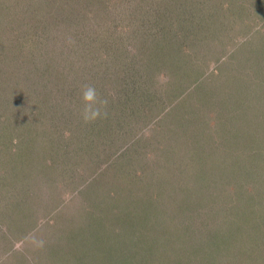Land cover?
Wrapping results in <instances>:
<instances>
[{"label":"rangeland","instance_id":"rangeland-1","mask_svg":"<svg viewBox=\"0 0 264 264\" xmlns=\"http://www.w3.org/2000/svg\"><path fill=\"white\" fill-rule=\"evenodd\" d=\"M0 264H264V0H0Z\"/></svg>","mask_w":264,"mask_h":264},{"label":"clouds","instance_id":"clouds-1","mask_svg":"<svg viewBox=\"0 0 264 264\" xmlns=\"http://www.w3.org/2000/svg\"><path fill=\"white\" fill-rule=\"evenodd\" d=\"M82 112L84 123H94L101 116H106L108 100L101 97L94 86L88 85L81 92Z\"/></svg>","mask_w":264,"mask_h":264},{"label":"trees","instance_id":"trees-1","mask_svg":"<svg viewBox=\"0 0 264 264\" xmlns=\"http://www.w3.org/2000/svg\"><path fill=\"white\" fill-rule=\"evenodd\" d=\"M221 120V119H220ZM220 120H218L215 124H213L212 122H211V120H209L208 122L213 126V128L215 129L214 130V132H215V134L217 135V137H223V138H225V136H227V135H225L226 133H227V131H226V129L224 128V126L223 125H227L228 123H226V124H223L222 122L221 123H219V121ZM216 125H218V128H220L221 129V127H222V130H219V129H217V127H216ZM215 126V127H214ZM225 135V136H224ZM246 137V136H245ZM244 137V138H245ZM130 202V201H129Z\"/></svg>","mask_w":264,"mask_h":264}]
</instances>
